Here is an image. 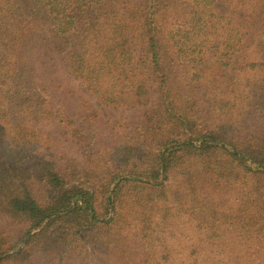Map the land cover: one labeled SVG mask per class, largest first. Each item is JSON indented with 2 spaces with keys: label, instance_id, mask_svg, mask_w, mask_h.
I'll use <instances>...</instances> for the list:
<instances>
[{
  "label": "trees",
  "instance_id": "trees-1",
  "mask_svg": "<svg viewBox=\"0 0 264 264\" xmlns=\"http://www.w3.org/2000/svg\"><path fill=\"white\" fill-rule=\"evenodd\" d=\"M0 264H264V0H0Z\"/></svg>",
  "mask_w": 264,
  "mask_h": 264
},
{
  "label": "rangeland",
  "instance_id": "rangeland-1",
  "mask_svg": "<svg viewBox=\"0 0 264 264\" xmlns=\"http://www.w3.org/2000/svg\"><path fill=\"white\" fill-rule=\"evenodd\" d=\"M55 87L58 91V96L63 100V108L67 110L68 114H75L79 111L80 107L88 108L92 113L97 114V120L92 124L94 131H97L99 139L102 144H114L118 139L117 131L111 132L109 122L118 120V114L112 111L103 109L97 102L91 98L89 92L82 87L77 81L65 75H59L54 78ZM46 138L50 139L48 143L52 146L54 151L59 154H67L70 158H75V151L68 146L67 139L65 140L64 134L61 129L56 126H49L44 128ZM119 140V139H118ZM123 140V138L121 139Z\"/></svg>",
  "mask_w": 264,
  "mask_h": 264
}]
</instances>
